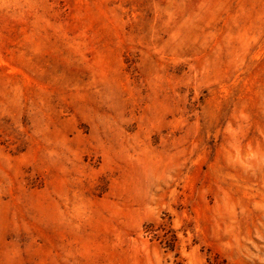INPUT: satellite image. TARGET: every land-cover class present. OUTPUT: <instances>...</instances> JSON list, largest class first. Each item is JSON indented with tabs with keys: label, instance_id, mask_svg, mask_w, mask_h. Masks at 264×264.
Here are the masks:
<instances>
[{
	"label": "rangeland",
	"instance_id": "rangeland-1",
	"mask_svg": "<svg viewBox=\"0 0 264 264\" xmlns=\"http://www.w3.org/2000/svg\"><path fill=\"white\" fill-rule=\"evenodd\" d=\"M0 264H264V0H0Z\"/></svg>",
	"mask_w": 264,
	"mask_h": 264
}]
</instances>
